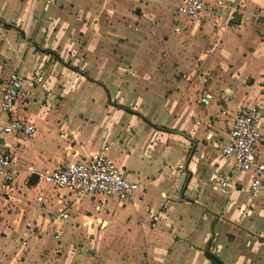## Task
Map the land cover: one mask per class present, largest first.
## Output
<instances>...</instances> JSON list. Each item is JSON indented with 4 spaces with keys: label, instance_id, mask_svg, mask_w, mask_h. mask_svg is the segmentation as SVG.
I'll return each instance as SVG.
<instances>
[{
    "label": "crops",
    "instance_id": "0c3cea01",
    "mask_svg": "<svg viewBox=\"0 0 264 264\" xmlns=\"http://www.w3.org/2000/svg\"><path fill=\"white\" fill-rule=\"evenodd\" d=\"M204 2L193 23L179 0H0V100L12 72L45 76L16 113L37 133L2 142L19 173L0 179V264H264V188L222 153L238 109L264 101V0ZM106 145L140 186L128 202L31 171Z\"/></svg>",
    "mask_w": 264,
    "mask_h": 264
},
{
    "label": "built area",
    "instance_id": "2783aa9c",
    "mask_svg": "<svg viewBox=\"0 0 264 264\" xmlns=\"http://www.w3.org/2000/svg\"><path fill=\"white\" fill-rule=\"evenodd\" d=\"M47 9V4L44 10ZM206 9L204 0H179L176 12L186 22L198 23L203 18ZM259 20L264 24V5L259 14ZM2 20L0 19V26ZM175 30H182L177 23ZM49 49V44L43 46ZM44 73L29 77L19 71L12 72L2 83L0 100V179L4 183H14L19 169L14 156L2 148L3 138L12 133H23L34 136L37 133L35 125L17 116L21 104L27 103L32 95V87L42 85ZM75 86V85H74ZM264 120V101L251 107H241L230 129V140L222 147L226 158L234 159L237 169L250 173V191L257 197L264 188V158L259 155L258 146L262 140L261 125ZM67 121V119H66ZM106 145L98 152L81 160L70 161L65 166L54 170L38 171L31 169L38 181H44L58 188L72 192L77 199L90 195L115 197L121 202L132 200L140 187L131 181L126 170L107 155ZM213 179L221 187L227 184V178L214 174ZM67 218L68 213L59 214Z\"/></svg>",
    "mask_w": 264,
    "mask_h": 264
},
{
    "label": "rangeland",
    "instance_id": "374dc122",
    "mask_svg": "<svg viewBox=\"0 0 264 264\" xmlns=\"http://www.w3.org/2000/svg\"><path fill=\"white\" fill-rule=\"evenodd\" d=\"M82 41L79 39L78 40V43H77V45H75L74 47H73V49H76L77 50V54H78V56H79V58H80V62H79V65H80V67L83 65V60H82V57L84 58L85 57V54H84V47L82 46ZM66 52L67 51H65V57H66ZM71 57V56H70ZM69 57V58H70ZM245 194V196H247V193H244Z\"/></svg>",
    "mask_w": 264,
    "mask_h": 264
},
{
    "label": "water",
    "instance_id": "95a60500",
    "mask_svg": "<svg viewBox=\"0 0 264 264\" xmlns=\"http://www.w3.org/2000/svg\"><path fill=\"white\" fill-rule=\"evenodd\" d=\"M35 178L36 179H38L37 178V176L35 175ZM208 254H209V256L213 259V260H215L218 264H224L214 253H212L211 251H208Z\"/></svg>",
    "mask_w": 264,
    "mask_h": 264
}]
</instances>
